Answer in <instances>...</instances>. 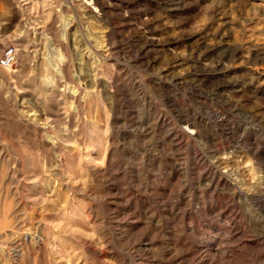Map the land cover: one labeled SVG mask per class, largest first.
Segmentation results:
<instances>
[{"label": "rangeland", "instance_id": "obj_1", "mask_svg": "<svg viewBox=\"0 0 264 264\" xmlns=\"http://www.w3.org/2000/svg\"><path fill=\"white\" fill-rule=\"evenodd\" d=\"M9 47L0 264H264V0H0Z\"/></svg>", "mask_w": 264, "mask_h": 264}, {"label": "built area", "instance_id": "obj_2", "mask_svg": "<svg viewBox=\"0 0 264 264\" xmlns=\"http://www.w3.org/2000/svg\"><path fill=\"white\" fill-rule=\"evenodd\" d=\"M14 53H15L14 47L7 48L4 51V53L0 56V63L3 65H8L9 63H13Z\"/></svg>", "mask_w": 264, "mask_h": 264}, {"label": "bare ground", "instance_id": "obj_3", "mask_svg": "<svg viewBox=\"0 0 264 264\" xmlns=\"http://www.w3.org/2000/svg\"><path fill=\"white\" fill-rule=\"evenodd\" d=\"M13 59L15 60V53H14V57H13ZM10 64H11V63H9L8 65H3V64L0 63V65H1V66H4V67H5V66H7V67L10 66ZM31 238H32V237H31Z\"/></svg>", "mask_w": 264, "mask_h": 264}]
</instances>
